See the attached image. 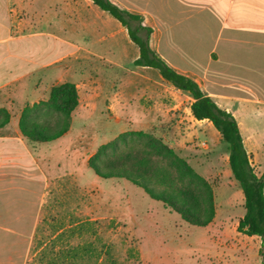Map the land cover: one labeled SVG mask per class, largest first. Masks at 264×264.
<instances>
[{"label":"rangeland","instance_id":"rangeland-1","mask_svg":"<svg viewBox=\"0 0 264 264\" xmlns=\"http://www.w3.org/2000/svg\"><path fill=\"white\" fill-rule=\"evenodd\" d=\"M0 20L5 39L38 43L34 54L43 60L0 89V109L4 110L0 136L24 137L20 119L27 107L31 109L27 125L55 123L51 110L34 106L48 101L58 85H75L79 98L69 131L62 137L41 143L23 138L30 164L15 148L0 147V185L27 190L10 194L18 199L8 204L4 200L2 206L5 203L9 217L19 214L24 227L36 212V249L48 243L38 253V261L264 264L261 239L237 230L245 200L220 133L209 120L194 118L190 110L194 99L189 93L176 89L158 70L134 65L138 46L118 20L90 0H0ZM227 87L220 91L233 96L242 92L236 82ZM256 108L251 112V126L261 135L247 148L253 153L255 173L261 176L264 105ZM8 115L9 122L4 124ZM138 133L160 139L206 182L189 177L182 181L177 166L173 168L178 187L197 191L202 221L209 223L187 222L143 188L125 179L101 178L90 167V158L110 143L117 142V146L107 150L108 157L141 150L147 138ZM170 162L171 158L162 164L167 168ZM153 189L170 192L158 185ZM45 234L58 237L48 241ZM27 261L23 256L22 264Z\"/></svg>","mask_w":264,"mask_h":264},{"label":"crops","instance_id":"crops-1","mask_svg":"<svg viewBox=\"0 0 264 264\" xmlns=\"http://www.w3.org/2000/svg\"><path fill=\"white\" fill-rule=\"evenodd\" d=\"M111 1L142 15L144 25L153 29L150 45L157 55L178 73L196 81L205 95L235 117L251 158L253 153L247 143L255 144L261 135L252 129L251 112H255L256 105H264L261 99L264 97V0ZM3 25L0 20V89L19 79L26 70L43 63L34 54L38 43L13 37L5 39ZM234 82L241 93L233 96L220 91ZM251 95L256 99H251ZM23 138L19 134L0 136V147L15 148L30 164L26 161L28 147ZM21 191L27 190L18 185H0V264H22L23 256L28 259L25 264H48L37 259L48 243L36 249L39 223L36 212L28 227H24L19 214L13 218L7 212L5 203H15L18 199L10 194ZM44 237L52 241L58 235L48 238L45 234ZM58 264H63L62 258Z\"/></svg>","mask_w":264,"mask_h":264},{"label":"trees","instance_id":"trees-1","mask_svg":"<svg viewBox=\"0 0 264 264\" xmlns=\"http://www.w3.org/2000/svg\"><path fill=\"white\" fill-rule=\"evenodd\" d=\"M102 11L118 20L127 30L133 43L138 46L139 56L134 60L136 67L153 68L159 71L164 80L176 89L189 93L194 102L191 111L197 120H209L220 133L222 141L229 152V165L233 177L239 183L244 195L245 213L239 221L237 230L248 236H257L261 239V256L264 263V172L261 176L255 173L251 158L248 155L239 125L235 117L222 109L210 97L204 94L199 84L193 79L178 73L169 66L151 48L150 39L153 33L151 27L144 25L142 15L120 8L111 0H90ZM79 98L75 85L65 83L52 89L50 99L37 104L36 108L51 110L57 118L55 123L36 126L27 125V116L30 108H25L20 119L22 135L31 143H41L56 140L69 131L71 112L78 106ZM4 110L0 109V113ZM9 122V115L3 121ZM3 123H0L2 125ZM147 138L143 148L136 153L114 152L107 156V150L116 147L117 142L102 146L89 160L90 167L101 178L125 179L145 190L153 199L169 204L180 213L187 222H195L205 226L210 220L202 221L200 214V198L197 191L191 188L178 187L173 168L177 166L180 180L185 177L199 179L200 176L186 163L185 160L174 155L162 141L153 136L138 133ZM124 143L126 138L123 137ZM145 153H141V151ZM118 151V150H116ZM171 158V166H163L166 159ZM163 161V162H162ZM153 185L163 187L170 192L156 193Z\"/></svg>","mask_w":264,"mask_h":264}]
</instances>
